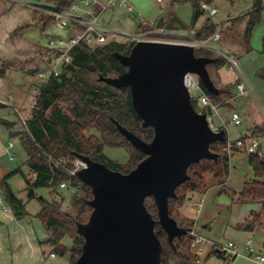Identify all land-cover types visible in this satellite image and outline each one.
<instances>
[{
  "label": "rangeland",
  "instance_id": "rangeland-1",
  "mask_svg": "<svg viewBox=\"0 0 264 264\" xmlns=\"http://www.w3.org/2000/svg\"><path fill=\"white\" fill-rule=\"evenodd\" d=\"M162 1L167 4L166 8L171 6L174 15L183 23L179 25L180 27L177 26L178 28L167 30L178 39H197V30L208 17H211L217 23L216 31L221 34V39L216 42V46L231 55L234 54L238 69H231L227 61L221 64H210L209 68L213 72L216 86L220 89L223 86L226 87L219 81L221 71V75L226 74L232 80V86L229 85L228 88L235 95V98L233 97L230 100V104H226L228 106H224L221 101L215 104L217 110L212 111L213 122L215 124L225 123L229 141H236L245 136L246 133L250 135V126L259 125L258 128L260 129L255 131L257 133L255 137L261 145L262 153H264V81L257 75L258 69L264 66V52H262L261 45L262 35L264 34V0H262L263 8L261 9L260 22L253 29L249 44L245 40L244 31L249 19L255 16V8L253 7L255 0H214L212 5L218 9L217 13L211 16L209 9H205L196 22L194 29L192 27L193 9L190 2L185 0ZM128 2L134 6L135 11L129 12L122 7L115 8L114 14L116 16L112 21L110 20L115 30L127 34L137 33L140 27H142L140 31L149 29L148 23L157 20L164 11V6L158 0H128ZM54 3L55 0H0V69L2 68L5 71L8 68L11 69L10 71H14V73L6 74L5 81L9 83L7 86L0 88V99L9 102V105L0 102V160L1 167L10 169V171L19 170L9 177L8 182L15 194L25 203V215L17 217L0 189V200L2 201L0 204V264H49V259L45 260V258L50 257L54 250L49 244L43 242L47 238L48 232L39 218L42 209L40 196L48 200H60L61 208L73 214H77L79 211V205L74 202V196L77 194L75 188L77 187L69 183L66 187H41L35 189L34 194L29 197L31 187H28L24 177L26 175L34 179V175L27 164V153L22 146L27 135V127L21 119L27 117L28 112H32L37 102L36 96L43 86L42 80L37 77V72L54 65L53 59L57 55L58 49L49 46V39L53 36L59 37L66 34L61 29L56 28L53 23L45 30L42 28V21L46 20H41L43 12L38 8L50 6ZM112 10L114 9L110 8L105 11L102 18L109 21L110 15L113 13ZM138 12L141 13L144 24H140V21L136 18ZM21 26L28 27L15 33L16 29ZM227 26H230V28H227ZM114 38L129 44L128 39L123 36ZM237 46L239 49H237ZM246 49L250 55H247L249 53L245 52ZM236 51H238V55ZM198 52L203 53V50L198 48ZM213 52L215 54L213 57L218 56L220 53L218 51ZM257 66L259 67L257 68ZM23 71L30 72V77L34 76L35 79H29L28 82L35 84L36 88L25 89L27 91L25 100L27 106H17L19 109L17 108L16 115V110L14 111V107L12 108V105L16 103L15 96L8 90V85L11 84L10 79L13 75L14 82H26ZM240 74L253 88L254 94L253 92L248 94L240 92L236 84L240 81ZM254 95L257 96L260 103ZM60 105L64 111L70 113L67 102L61 101ZM239 105L242 106L239 108ZM195 107L199 111L203 110V107L199 104H195ZM236 108L241 111L243 117L242 123L239 125L231 121L232 113L236 111ZM2 120H8L12 123L7 122V127L2 123ZM13 124L17 126L12 127L13 130L10 133L9 127L11 128ZM253 132L254 130L251 133ZM9 142L15 144V147L11 149L16 155L14 160H11L9 158L10 154L5 152V146ZM103 151L110 159L123 165L129 161L130 153L125 146L106 145ZM250 153V151L245 152L242 150L228 153L230 155L229 172L227 176L222 175V179H217L213 173H206L202 178L201 186L195 192L186 191L182 188L180 194L185 192L187 196L192 193L194 200H203L199 215L193 206L194 210H191L187 200L183 202L182 211L194 217L195 220L197 216L200 231L206 237L221 242L234 240L238 242L241 249L246 247L247 240L251 238L255 250L264 255V201H238L236 195L247 181L257 178L253 167L249 163ZM193 170L198 169L194 168ZM258 179L264 180V177ZM4 205L9 206V210H5ZM172 210L173 215L177 217L180 223L189 226L190 219H186L179 213L180 205L177 206V203H173ZM253 210L259 212L263 210L260 218L261 224L250 229H237V224L250 222L251 217L249 215ZM88 215L87 217L83 215L84 221L87 220ZM208 223H210L211 230L203 226ZM63 243L71 246L72 239L70 236H65ZM56 255L57 258H63L64 260L70 258L69 252L65 255ZM211 256L217 258L218 262L221 259L217 254ZM241 260H244V264H263L246 258Z\"/></svg>",
  "mask_w": 264,
  "mask_h": 264
},
{
  "label": "trees",
  "instance_id": "trees-1",
  "mask_svg": "<svg viewBox=\"0 0 264 264\" xmlns=\"http://www.w3.org/2000/svg\"><path fill=\"white\" fill-rule=\"evenodd\" d=\"M74 1L76 0H55V3L48 7L66 10ZM185 1L191 3L193 9L192 27L195 28L196 22L204 13L202 2L212 4L214 0ZM253 7L255 8V16L249 19L244 31L247 44L250 42L253 29L260 22L261 9L263 8L262 0H255ZM42 15L41 20L47 21L46 26H42L45 30L51 26L54 17L47 13ZM181 24L183 23L174 15L171 6H169L154 21L152 27L170 30L171 28L180 27ZM217 26V23L211 17L206 18L203 25L197 30V39L210 38L217 32ZM26 27L28 26L18 27L15 33ZM133 45V43L112 41L104 46H95L94 48L84 43L75 46L71 52L73 56L72 63L65 68L63 73L59 76H51L42 86L32 110V117L27 122V135L22 146L27 153V164L32 173L35 174L34 179L24 175L28 187H34L35 189L41 187L59 188L60 183L63 181L77 187L75 188L77 194L74 196V202L79 205L77 214L62 209L60 200H48L40 196L42 209L39 218L48 232V236L43 242L51 244L54 252L58 254L65 255L69 252L70 264H76L77 258L82 253L84 242L83 236L77 231V222L84 221L83 215L87 217V214H90L92 210L86 204V199L92 197L91 189L76 175L70 174L71 161L77 157V154H84L89 155L96 161L105 163L112 169L128 172L144 159L145 154L135 148L121 134L114 120L145 140H151L154 135L153 128L144 127L141 118L136 114L131 102L130 88L128 86L117 88L100 80V76H118L127 70V66L123 65L114 56V52L119 51L127 54ZM199 49H202L203 53H199L198 48H196L198 55L212 57L215 55L213 50L201 47ZM262 52H264V35L262 38ZM215 57L218 58L215 64H221L224 61L229 63L228 59L221 53ZM257 75L264 79V66L258 69ZM201 85L210 96L213 104L221 101L224 106H228L230 100L234 97L230 90H221L220 94L215 95L210 93L202 83ZM61 101L68 103L70 113L63 110L60 105ZM193 102L194 105L197 104L196 101ZM207 109L203 108L202 111L205 112ZM218 128L225 129L224 126ZM258 129L260 128L255 127L254 132L251 135L244 136L243 139L255 137L257 135L255 131ZM226 143L227 138L225 141H217L211 144L212 151L219 153L217 160L202 159L199 163H194L189 167L188 173L191 178L178 186L176 190L177 197L169 200L170 214L176 220L177 217L173 215L172 204L177 203V206H179L186 200L185 192L180 194L182 188L186 191H195L201 186L202 178L206 173L215 174L217 179H222V175H228L230 156L224 150ZM106 145L125 146L130 153L127 164L123 165L110 159L103 151ZM50 154L66 156L70 161L65 166L53 165L51 167L45 163L46 157ZM248 159L257 178L247 181L241 191L236 193L237 198L239 201H264V180L258 179L264 177V155H260L258 152L250 153ZM194 168L198 170L194 171ZM18 171L8 172L0 180V189L16 216L22 217L25 215V203L15 194L8 182L9 177ZM145 203L157 218L158 212L154 198H146ZM251 217L250 222H248L250 226L246 223L243 225L244 228L250 229L261 224L262 212L252 211ZM177 222L183 227H192L195 224L194 219L190 220L189 226L180 223L178 220ZM156 232L163 244L162 264H169L171 261L181 264H196L191 252L192 237L190 234L175 238L174 242L171 243L167 234L158 224ZM67 235L72 239L71 246L63 243V239Z\"/></svg>",
  "mask_w": 264,
  "mask_h": 264
},
{
  "label": "water",
  "instance_id": "water-1",
  "mask_svg": "<svg viewBox=\"0 0 264 264\" xmlns=\"http://www.w3.org/2000/svg\"><path fill=\"white\" fill-rule=\"evenodd\" d=\"M114 56L127 70L100 80L130 88L136 114L154 135L145 140L114 120L121 134L145 154L128 172L77 154L86 167L76 176L91 189L86 204L92 210L86 221L77 222L84 242L76 264H162L157 224L171 243L192 228L171 216L169 200L191 178L189 167L202 159L217 160L219 153L211 144L226 140V130L213 129L208 114L195 107L184 80L186 73H195L210 93L220 94L209 71L218 58L198 55L192 44L156 40H138L129 53L115 51ZM34 192L31 187L28 196ZM148 197L154 198L157 218L145 203Z\"/></svg>",
  "mask_w": 264,
  "mask_h": 264
},
{
  "label": "built area",
  "instance_id": "built-area-1",
  "mask_svg": "<svg viewBox=\"0 0 264 264\" xmlns=\"http://www.w3.org/2000/svg\"><path fill=\"white\" fill-rule=\"evenodd\" d=\"M165 9L167 4L158 0ZM126 8L129 12H134L135 8L133 5L129 4L128 0H76L74 3L66 10H58L53 7H41L40 9L43 13H47L54 17L53 24L56 28L61 29L66 34L59 37L53 36L49 39V46L55 47L58 49L56 52L57 55L54 56L53 63L48 68L40 70L37 72V77L42 80V85H44L51 76H59L64 72L65 68L70 65L73 61L72 50L75 46L79 44H86L87 46L94 48L95 46H104L112 41H118L114 37L123 36L128 39L129 43L135 44L138 40H156V41H166V42H176V43H186L192 44L196 48H207L209 50L218 51L223 54L229 61L231 68H237L238 64L235 58L229 55L227 52L216 46L221 38V34L216 32L210 38L207 39H178L174 34H170L167 29L164 28H153L154 22H149V29L145 31H138L135 34H127L120 32L114 29V27L104 23L102 18L103 13L107 10L115 8ZM202 8L209 9L210 15L217 13L218 9L212 4L207 2H202ZM136 18L140 21L141 24H144L143 17L141 13L136 14ZM123 42V41H119ZM125 43V42H123ZM185 84L190 92L191 98L193 101H196L197 104L201 105L203 108H208L205 112L208 114V119L210 125L213 129L217 130L218 127L214 126L213 122V112L217 110V106L212 103L210 96L204 91L201 81L197 74L195 73H186ZM238 88L241 92L250 90L247 84L242 81L238 83ZM38 92V95L40 94ZM11 98V97H10ZM37 101V100H36ZM1 103H6L9 105V102L3 101L0 99ZM16 112L18 111L17 107L12 105ZM211 108V110L209 109ZM203 112V111H202ZM32 117V112H28L27 117H23L21 120L27 127L28 120ZM231 121L239 125L242 123L240 114L235 111L232 113ZM225 124V123H224ZM247 139L240 138L236 141H227L224 150L228 153L232 152L235 149L244 148L251 153L258 152L260 155L263 153L259 150L260 143L256 137ZM15 147L13 142H9L5 146V152L9 153V158L11 160L16 159V155L12 152V148ZM70 160L66 156H54L52 154L46 157V164L56 166H65ZM72 168L70 169L71 175H76V172L81 168L86 167V162L79 157H76L71 161ZM1 165V160H0ZM35 175V174H33ZM68 184L67 181L60 183L59 187H66ZM2 201L0 200V204ZM192 206L199 213L203 206L201 200H192ZM5 210H9V206L4 205ZM192 237L191 241V251L194 257L196 264H206V254L208 249L217 254L216 250L219 249L222 251L220 254L219 264H231L233 259L239 255L238 252V243L234 240H227L226 242H221L214 238H208L201 233L198 225H193L191 230L188 232ZM253 240L250 238L246 242V250L249 254V257L264 263V255L258 253L255 248L252 246Z\"/></svg>",
  "mask_w": 264,
  "mask_h": 264
},
{
  "label": "crops",
  "instance_id": "crops-1",
  "mask_svg": "<svg viewBox=\"0 0 264 264\" xmlns=\"http://www.w3.org/2000/svg\"><path fill=\"white\" fill-rule=\"evenodd\" d=\"M115 9L114 10H112V14L110 15V19H109V21H106V19L104 18L103 20H104V23H107L108 25H110V26H112V23L110 22V20L112 21L113 19H114V17L116 16L114 13H115ZM126 11V10H125ZM105 14V13H104ZM103 14V15H104ZM229 19V18H228ZM228 19H226V20H228ZM42 23H43V25L44 26H46V24H47V21H42ZM140 23V22H139ZM141 24V23H140ZM139 24V25H140ZM112 27H114V25L112 26ZM142 27H140L138 30L140 31V29H141ZM227 28H230V26H227ZM117 29V28H116ZM194 29V28H193ZM264 35V34H263ZM263 35H262V38H263ZM261 45H262V39H261ZM238 47V46H237ZM236 47V48H237ZM220 48V47H219ZM237 49H239V47L237 48ZM245 52L246 53H249V51H247V49L245 50ZM236 54L238 55V51H236ZM234 55V54H233ZM233 55H231L233 58H234V56ZM247 55H250V53L249 54H247ZM261 66V65H260ZM209 67H210V65H209ZM259 66H257V68H258ZM46 68H48V67H46ZM45 68V69H46ZM231 68V67H230ZM40 69H42V68H40ZM231 69H234V68H231ZM230 69V70H231ZM2 68L0 69V72H2V73H0V88H2V86H7V84L9 83H7L6 81H5V76H6V74H11V73H14V71H10L11 69H8V68H6V70L4 71V70H2ZM43 70H44V68H43ZM209 71H210V74H211V76H212V79H214V75H212L213 74V72H211V69L209 68ZM25 74V79L24 80H26V82L25 81H22L21 83H17V82H14V80H13V78H14V75L11 77V84L10 85H8V90H10V93H13V95L15 96V101H16V103H15V107H24V106H27V103H25V100H26V93H27V91L25 90L26 88H31V89H35L36 87H35V84H33L32 82H28V80L29 79H35L34 78V76L32 75L31 77L29 76V74H30V72H28V71H23ZM220 78H219V81L223 84V85H225L226 87H224L223 86V88L222 89H220V90H225V91H229L230 89L228 88L229 87V85H231L232 84V80L231 79H229L228 77H227V75L226 74H223V75H221V71H220ZM234 77H236V76H234ZM238 77V76H237ZM1 78H2V81H1ZM260 78V77H259ZM262 81H264V79H262V78H260ZM214 81H215V79H214ZM242 81H244L246 84H247V86L249 87V89L250 90H248V91H244V92H241V90H240V92L241 93H243V94H248V93H252L253 92V94H254V91H252V87L250 86V84L246 81V79L244 78V76L242 75V74H240V81L239 82H236V84H237V87H238V83H240V82H242ZM32 83V84H31ZM216 83V82H215ZM34 85V86H33ZM260 85H262V84H260ZM232 86V85H231ZM230 86V87H231ZM228 88V89H227ZM231 91V90H230ZM232 92V91H231ZM9 93V94H10ZM15 93V94H14ZM28 96V95H27ZM255 96V98H256V100L260 103V101H259V99L257 98V96L256 95H254ZM29 98V97H28ZM234 98H235V95H234ZM14 101V102H15ZM242 105H239V108L241 107ZM17 107V108H18ZM12 108H13V106H12ZM19 109V108H18ZM14 111H15V108H14ZM236 111L240 114V116H241V119L243 118L242 117V113H241V111L238 109V108H236ZM15 113H16V111H15ZM16 115H17V113H16ZM7 122L8 123H12V122H10V121H8V120H2V123H4L7 127H8V125H7ZM17 126V125H16ZM16 126H14V124L11 126V128L9 127V130H10V133L12 132V127H16ZM214 126L215 127H220V126H224L225 127V124H223L222 122L221 123H217V124H215L214 123ZM259 126V125H258ZM257 125H255V127H258ZM254 126H250V135H251V132H252V130H254V128H255ZM225 130H226V138H227V141H229V139H228V135H227V128L225 127ZM245 136H248V133H246L245 134ZM244 137V136H243ZM243 137H240V138H243ZM239 138V139H240ZM248 138H250V137H248ZM247 138V140H246V142H248L249 141V139ZM239 150H242V151H247L246 149H244V148H241V149H235V150H233V152L234 151H239ZM259 150L261 151V145H260V148H259ZM262 152V151H261ZM263 155H264V153H263ZM230 156V155H229ZM8 172H10V169H6V168H3V167H1V165H0V180L4 177V176H6V174L8 173ZM196 191V190H195ZM195 191H192V192H195ZM186 200L188 201V203H189V207L191 208V210H194V208L192 207V205H191V202H192V200H194V197H193V195H192V193H189V195H187V198H186ZM185 201V200H184ZM183 201V202H184ZM203 201V200H202ZM239 201V200H238ZM183 203L180 205V213L186 218V219H190V220H192V219H194V221H195V224L194 225H198V221H197V216H196V220H195V218L194 217H191V216H189V215H187V213H184L183 211ZM253 211H257V210H253ZM195 212V211H194ZM197 212V211H196ZM201 212V211H200ZM200 212L198 213L197 212V214L199 215L200 214ZM257 212H259V211H257ZM261 212V211H260ZM262 214H263V210H262ZM249 217H251V213H250V215H249ZM252 218V217H251ZM246 219H247V217H246ZM245 219V220H246ZM244 220V221H245ZM244 222H242L240 225L239 224H237V226H236V228L237 229H239V230H244V229H246V228H244V224H243ZM248 224V226H250V223H247ZM203 226H206V227H208V229L209 230H211V227H210V223H208V224H205V225H203ZM239 227H241V228H239ZM238 243V242H237ZM47 244H49V243H47ZM51 247H52V245L51 244H49ZM52 249H53V247H52ZM192 252V251H191ZM238 252H239V255L238 256H236L234 259H233V261H232V263L231 264H244L245 262H244V260H241L242 258H246V259H249V260H255V259H253V258H251V257H249V254H248V252H247V250H246V248H244V249H241L240 247H239V244H238ZM245 253H247V254H245ZM56 254H58V253H56V252H52L51 253V256L50 257H48V258H45V260H48L49 259V264H70V258L69 259H63V258H57V255ZM213 254H215V253H212L209 249H208V251H207V254H206V264H219V262H218V259L217 258H213V256H211V255H213ZM217 255L220 257V255L217 253ZM257 261V260H256ZM259 262V261H258ZM261 263V262H260ZM169 264H181V263H179V262H176V261H171ZM264 264V263H263Z\"/></svg>",
  "mask_w": 264,
  "mask_h": 264
}]
</instances>
